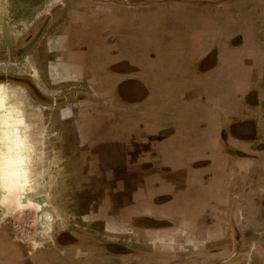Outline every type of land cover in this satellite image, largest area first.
<instances>
[{
  "label": "crops",
  "instance_id": "0c3cea01",
  "mask_svg": "<svg viewBox=\"0 0 264 264\" xmlns=\"http://www.w3.org/2000/svg\"><path fill=\"white\" fill-rule=\"evenodd\" d=\"M83 1L71 4L62 38L52 46L60 61L50 68L52 75L58 70L57 76L76 82L71 86L86 85L79 93L87 97L72 102L74 109L62 103V115L76 118L77 132L86 133L85 145L97 148L103 134L109 156L125 162L126 172L113 179L121 182L116 190L124 207L106 222L136 240L152 241L160 230L152 223L167 219L173 249L197 242L184 260H206L208 239L220 243L241 223L252 226L255 197L264 194L263 184L254 188L250 173L255 163L264 165V155L253 154L260 161L249 157L236 133L248 118L246 106L242 114L238 107L250 83L251 51L246 34L222 28L233 15V2L85 0L84 11ZM119 11L127 16L114 24L116 15H109ZM238 33L245 37L241 46L232 42ZM114 138L123 149L113 145ZM246 233L239 230L233 245L246 243L251 252L257 247L263 252L264 228L258 236ZM219 250L224 257L227 250Z\"/></svg>",
  "mask_w": 264,
  "mask_h": 264
},
{
  "label": "rangeland",
  "instance_id": "374dc122",
  "mask_svg": "<svg viewBox=\"0 0 264 264\" xmlns=\"http://www.w3.org/2000/svg\"><path fill=\"white\" fill-rule=\"evenodd\" d=\"M74 1L76 0H0V53L14 46L25 45L34 36L39 37L43 22L53 13L63 15L64 11L69 12ZM80 7L84 11L87 9L85 0ZM145 11L142 9V12ZM165 13L161 12L162 15ZM96 14L103 16L102 12ZM113 15H116L112 20L114 24L116 20L120 21L121 17L127 16H122L121 11L109 16ZM232 17L228 19L231 20ZM108 19L110 22L109 17ZM234 19L233 22L224 20L222 28L231 32L239 29V32L247 36L248 28L244 21L236 20L235 15ZM54 26L52 24V30ZM47 28L41 31L40 41L34 40L33 47L25 52L23 58L18 60L24 53L20 52L15 58L17 60L0 63V208L5 212L14 236L24 242L31 241L41 245L49 243L50 238L59 232L68 231L81 238H99L116 244L112 245V254L108 260H103L102 255L96 252L95 264H264V250L260 252L261 247L251 252L246 243L233 245V237L239 235V230L241 234L251 230L252 236H258L263 230L264 213L260 211H264V194L255 197L257 208L252 226H249L250 223H241L239 230L234 229L232 236L228 233L220 243H217L219 238L208 239V259L203 261H188L183 257L190 250H197V242L176 244L173 249V238H170L171 234L167 235L166 229L168 225L172 226V221L167 219L152 223L160 229L152 241L150 237L147 240H136L132 232L108 226L106 221L113 215L111 213L117 212L114 209L110 211V204H105V193H109L110 187L113 186L108 176L111 175L112 180L122 176L126 172L125 162L119 156H109L110 148L106 146L103 134L97 140V148H93L83 145L85 132L72 133L64 121H61V130L56 131L55 110L59 104H53V100L48 99L47 102L42 99L32 87L33 84L50 98L59 95V90L66 85L65 81L55 83L58 79L55 76L47 79L48 86L42 79V65L46 64L51 56L48 53L50 51L42 49V40L50 31ZM106 44L111 43L107 41ZM0 58H3V55H0ZM225 71V68H220L221 76H224ZM3 74L7 75L8 80L2 77ZM24 76L31 80L30 85H27L29 81L26 82V79L22 80ZM113 94L117 98V92L114 91ZM5 133L9 136L7 140L4 139ZM70 140H77L82 146L77 148L75 145V148L74 144H69ZM10 143L14 151L9 148ZM118 143L120 144V141L114 138L113 145ZM120 148L123 149L121 144ZM14 152L19 153L17 155L21 158L16 159ZM92 156L98 157L99 163L97 164L95 158V161H91V166H88L87 159ZM10 167H19V172L24 171L26 175V178L22 179L23 187L18 192L23 208L16 204V186L12 185L7 195L4 190L5 180H11L7 172ZM250 173L255 174L254 188L263 184L264 189V165L260 168H250ZM136 176L137 173H132L134 182ZM105 184H108V187H105ZM256 190L259 191L258 188ZM117 195L120 200L121 193ZM118 215L116 213L113 216ZM142 224L151 225L148 221H143ZM175 232L180 236L183 234L182 229ZM115 246L120 248L116 250ZM219 248L227 250L224 257L218 254ZM232 249L236 250V257L233 259L230 255ZM113 251L118 252L114 255ZM124 251H130V254L120 256L119 253ZM0 255L3 258L0 264H27L20 261V255L18 257L14 251V245L6 238L0 241Z\"/></svg>",
  "mask_w": 264,
  "mask_h": 264
},
{
  "label": "flooded vegetation",
  "instance_id": "af4514ba",
  "mask_svg": "<svg viewBox=\"0 0 264 264\" xmlns=\"http://www.w3.org/2000/svg\"><path fill=\"white\" fill-rule=\"evenodd\" d=\"M232 2L233 3L231 11L236 16V20H243L244 24L248 28L247 40L249 41L248 47L251 51L250 83L247 92L241 99L238 107V110L241 112L244 111V105L246 106L247 110L245 111V113L247 114L248 118L244 123H242L243 121L240 122V125H238L237 127L236 133L239 135L241 141H245V147L249 148V157L256 158L260 161V158L255 157V155L253 154L262 153L264 155V0H232ZM67 13V11H64L63 15H54L53 13L43 22L42 26L40 27L41 31L45 30L46 27H48V30L50 29V31L46 33V36L44 37L45 39L42 40L44 41V43L42 44V49H45L47 52L50 51L48 53L51 54L50 59H47L46 64H43L41 69L42 79L44 80V83L46 85L48 84L47 79H51L54 77V75H52L54 74V72H51L52 70L50 67L54 69L58 66V62L60 61L58 58L60 52L58 50H55L52 46H55V41H57L56 38L58 36L59 41L62 38L61 35L63 27L66 26L68 22ZM52 24L55 25L53 30ZM41 31L39 32V35L37 34L39 37L34 36L33 38L29 39L25 45L14 46L10 50H4L3 53H0V55H3V58H0V63L6 62V60H17L15 58L20 52L24 53L23 55H21V57L18 58V60L23 58V56L26 55L25 52H28L33 47L35 41H40V38L42 36ZM244 38L245 37H242L238 33L232 40L233 45L241 46ZM55 73V77H58V79L55 80V83L63 81H65V83H76L70 78L63 79V77L57 76V73H59L58 70H56ZM2 77H4L5 80H8V77L5 74H3ZM22 80H25L26 82L29 81L27 85H30L31 80L26 76H24ZM84 86L86 85L79 87L78 84H74L71 86V84L67 83L63 86V89L59 90V95L47 98V94L41 93L39 88H36L32 84L33 89H35L39 97L46 100L47 102L49 99L53 100V104H59V107H57L55 110V114L58 117V120L57 117H55L56 131L61 130V121H64V124L67 128L70 129L72 133H74L75 131L76 134H78L76 128V118H73L69 114H67V116L62 115V103L66 100L67 102L65 103L64 107L67 108V110L74 109L72 102H74L78 97H87L84 93H79L80 91H83L85 89ZM77 88H79V90ZM242 113L243 112H241V114ZM69 144H74V147L76 145L77 148L79 146H82V144H80V142L77 140H70ZM83 145L85 146V144ZM262 159L264 161V156L261 157V160ZM93 160L95 161L93 156L91 157V159H87L88 166H91L90 163ZM96 162L97 164L99 163L98 159H96ZM254 166L260 168V166L262 165L261 163H255L250 168L254 169ZM104 175H106V172ZM109 177L110 176H108V178ZM110 181H112L113 186L110 187L109 193H105L106 203H104L110 205L112 204L114 210H117L119 212V210L124 207V204L120 203V200L118 199L117 194H119L120 192L116 190L118 189L121 182L119 183L118 181L114 180ZM104 186L108 187V184H105ZM5 238L10 242V244L14 245V251H16L18 257L20 255V261L27 264H95L94 254L96 252L98 255H102L103 260H108L110 259V255L112 254V245H116L112 244V242H110L109 240L104 241L100 240L99 238L95 239L86 236H83L81 238L68 231L59 232L58 234H56V236L50 238V242L46 244L39 245L36 242H24L14 236L11 225L6 220L5 212H3L0 208V241H4ZM115 248L116 250H118L120 247L115 246ZM113 252H115L113 253L115 255L118 251ZM119 254L120 256L121 254L129 255L130 251H124L123 253ZM2 260V255H0V262Z\"/></svg>",
  "mask_w": 264,
  "mask_h": 264
},
{
  "label": "bare ground",
  "instance_id": "6f19581e",
  "mask_svg": "<svg viewBox=\"0 0 264 264\" xmlns=\"http://www.w3.org/2000/svg\"><path fill=\"white\" fill-rule=\"evenodd\" d=\"M14 91V90H13ZM8 133H5V136H4V139H8L9 138V136L7 135ZM14 143V142H13ZM9 148H13V146H11V143H10V145H9ZM13 150V149H12ZM14 151V150H13ZM19 155V153H16V152H14V157L16 158V159H18V158H21L20 156H18ZM22 163V162H21ZM19 167H10V168H8V170H7V172L10 174V179L11 180H5V182H4V190H5V193H6V195H7V193H8V190H9V188L12 186V185H14V186H16L17 187V196H16V204L19 206V207H21V208H23L24 207V205H23V203L22 202H20L19 201V196H18V192H19V190L23 187L22 185H23V183H22V179L23 178H26V175H25V172L23 171L22 173L21 172H19ZM21 174L23 175L22 177H21Z\"/></svg>",
  "mask_w": 264,
  "mask_h": 264
}]
</instances>
